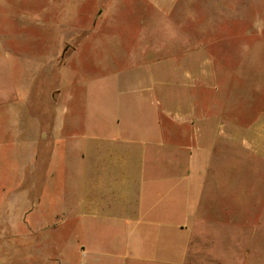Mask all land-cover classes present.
I'll return each instance as SVG.
<instances>
[{
    "label": "rangeland",
    "instance_id": "obj_1",
    "mask_svg": "<svg viewBox=\"0 0 264 264\" xmlns=\"http://www.w3.org/2000/svg\"><path fill=\"white\" fill-rule=\"evenodd\" d=\"M9 1L8 9L0 5V40L8 55L0 57V114L7 109V126L12 109V152L0 151V264H56L58 256L60 264H78L86 256L82 244L90 251L87 258L103 264H109V256L120 255L102 245L97 234L86 232V219L65 207L83 194V172L71 164L75 158L71 149L82 146L84 129L65 132L63 145L37 135L50 127L59 98L58 112L67 120L116 114L120 90L128 91L124 84H135L139 71L162 64L172 70L183 65L188 69V88L174 77L173 83L168 81L173 105L189 101L180 109L183 116L197 110L201 114L203 109L206 135L213 131L222 135L206 136L200 145L186 141L194 160L204 164L201 210H210L216 198L229 200L242 213L247 200L255 204L260 199L264 0H87L78 10L77 24L62 29L64 41H58L54 27L37 25L42 0ZM96 13L102 16L95 32L84 34L91 29L90 15ZM73 28L76 42L69 38ZM175 41L188 53L175 47ZM197 62H204V74H197ZM180 69L175 76L183 78ZM198 77L204 82L199 89L203 106L196 108L191 99L195 102ZM128 110L135 112L133 106ZM168 111L174 118L179 115L176 107L169 106ZM189 222V231L184 232L163 227L166 231L158 238L165 247L156 251L155 264H193L197 258L208 263L213 256L229 264L228 238L218 239L212 226L195 218ZM88 226L100 228V223L91 221Z\"/></svg>",
    "mask_w": 264,
    "mask_h": 264
},
{
    "label": "crops",
    "instance_id": "obj_2",
    "mask_svg": "<svg viewBox=\"0 0 264 264\" xmlns=\"http://www.w3.org/2000/svg\"><path fill=\"white\" fill-rule=\"evenodd\" d=\"M85 3L87 0H42V16L37 19V25L54 27L58 41H64L67 38L62 35V29L77 24L75 20L79 15L78 10ZM0 5L4 9L12 7L9 0H0ZM101 16L100 13H96L95 17L90 15L91 29L83 33L95 32L94 28L100 22ZM76 35L78 34L75 30L69 38L76 42ZM3 43L4 40L1 39L0 57L7 58ZM173 44L188 53V50L183 49L182 43L175 41ZM203 46L201 43V47ZM72 51L76 52L77 47ZM6 61L4 60L7 65ZM166 65L162 64L154 70L139 71L140 75L136 77L135 84H124L128 91L119 89L121 97L115 103L116 114L98 116L95 120H90L88 115H78L67 120L58 112L61 106L60 98L58 99L56 110L50 117V127L40 130L37 139L51 137L63 145L62 138L67 137L65 132L68 130L85 131L82 135V146L71 149L75 153L71 164L83 172V194L75 199V204L65 207L70 213H75L77 218L86 219V232L92 231L100 238L102 245L120 252L119 256L108 257L109 264H155L156 251L159 247H165V242L159 243L158 238L166 231L163 227L172 232L189 231V219L194 218L200 224L212 226L218 239L221 240L223 236L228 238L231 253L229 264H264V189L255 204V201L247 200L242 213H237L229 200L220 201L216 198L210 210H201L205 185L202 171L204 164L201 166L198 160H194V151L186 146V141L192 139L200 145L205 143L203 140L206 136L215 139L222 135L220 131L206 135L203 109L201 114L197 110L196 114L183 116L180 109L189 101L183 105H173L174 97L169 91L171 88L168 86L171 83L168 81L172 79L173 83L174 77L176 83L188 88V69L185 65L180 66L185 76L176 77L181 69L172 70ZM9 67L12 68L11 63ZM204 72V62L202 65L197 62V74ZM156 77L160 80L156 81ZM202 87L203 77H198L195 102L193 99L190 101L196 108L203 106V101L200 102L203 92L202 96L199 95ZM130 106L135 108L134 113L129 112ZM169 106L178 109L179 115L176 118L168 111ZM118 107L126 112L121 114ZM11 110L10 108L9 126L7 109L4 115L0 114V151L4 150L6 155L7 151L10 155L12 152ZM188 124L192 129H185ZM78 137L69 135L70 139ZM26 145L25 151L28 153L29 144ZM261 169H264V165ZM174 191L177 194L174 195ZM11 200L10 194V212ZM217 206L219 209H216ZM91 221L100 223V228L88 226ZM256 235L259 236L258 239ZM82 245L81 249L86 256L78 264H103V260L87 258L90 251ZM189 248L190 246L186 249L187 253L190 252ZM55 260L56 264H60V256ZM222 260L221 257L218 259L213 256L206 263L197 258L193 264H223L225 261Z\"/></svg>",
    "mask_w": 264,
    "mask_h": 264
}]
</instances>
